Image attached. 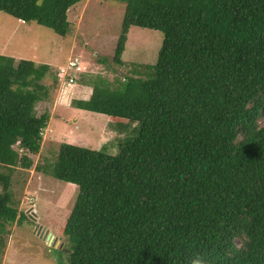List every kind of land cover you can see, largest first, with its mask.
Segmentation results:
<instances>
[{"label": "trees", "instance_id": "obj_1", "mask_svg": "<svg viewBox=\"0 0 264 264\" xmlns=\"http://www.w3.org/2000/svg\"><path fill=\"white\" fill-rule=\"evenodd\" d=\"M80 1L0 0V11L65 36ZM122 1L115 63L133 25L163 32L158 59L114 82L82 67L92 92L73 105L140 127L119 154L62 143L35 167L79 186L68 264H264V0ZM52 70L0 54V252L7 224L26 217L13 173L42 148Z\"/></svg>", "mask_w": 264, "mask_h": 264}, {"label": "rangeland", "instance_id": "obj_2", "mask_svg": "<svg viewBox=\"0 0 264 264\" xmlns=\"http://www.w3.org/2000/svg\"><path fill=\"white\" fill-rule=\"evenodd\" d=\"M63 1L39 0L50 7V3ZM79 5L77 2L74 7ZM125 10L122 0H90L85 16L82 9L79 12L74 8L71 13L70 7L71 28L65 36L36 21H24L0 11V54L48 63L53 69L42 80L49 95L37 104L38 115L49 113L42 148L37 154L29 153L34 159L32 168L17 167L13 173L15 205L26 217L7 224L9 233H3L5 246L0 252V264H68L71 247L64 227L80 189L75 183L37 171L36 165L55 161L62 143L119 154L121 146L140 127L138 121L75 107L73 100L88 98L92 85L81 83L80 78L69 85L60 72L71 59L78 58L86 79L99 76L114 82L131 72L133 62L156 63L163 32L136 25L128 33L125 65L115 63L113 57ZM0 169L3 170L1 166ZM37 226L55 236L56 243L54 240L50 244L45 234L38 233ZM237 242L240 244V240Z\"/></svg>", "mask_w": 264, "mask_h": 264}, {"label": "built area", "instance_id": "obj_3", "mask_svg": "<svg viewBox=\"0 0 264 264\" xmlns=\"http://www.w3.org/2000/svg\"><path fill=\"white\" fill-rule=\"evenodd\" d=\"M82 71L81 62L78 58H74L70 60V63L66 68L61 69V73L63 75L64 81L69 85L74 84L77 80L79 73Z\"/></svg>", "mask_w": 264, "mask_h": 264}, {"label": "crops", "instance_id": "obj_4", "mask_svg": "<svg viewBox=\"0 0 264 264\" xmlns=\"http://www.w3.org/2000/svg\"><path fill=\"white\" fill-rule=\"evenodd\" d=\"M121 1V0H120ZM89 2H90V0H82V1H80V5H79V8L78 7H74L75 5H73L72 7H71V13H72V9H76V10H78L79 12H80V10L82 9V11H81V14H83L84 16H85V13H86V10H87V6H88V4H89ZM124 2V1H123ZM79 3V2H78ZM69 12V11H68ZM69 18V17H68ZM70 21H71V19H69Z\"/></svg>", "mask_w": 264, "mask_h": 264}, {"label": "water", "instance_id": "obj_5", "mask_svg": "<svg viewBox=\"0 0 264 264\" xmlns=\"http://www.w3.org/2000/svg\"><path fill=\"white\" fill-rule=\"evenodd\" d=\"M37 230H38V233H41V234H45L44 235V237L49 241V243L50 244H53V241H54V243H56V238L54 237H52L51 238V236H52V234L51 233H49V232H44V229H42L40 226H37Z\"/></svg>", "mask_w": 264, "mask_h": 264}, {"label": "bare ground", "instance_id": "obj_6", "mask_svg": "<svg viewBox=\"0 0 264 264\" xmlns=\"http://www.w3.org/2000/svg\"><path fill=\"white\" fill-rule=\"evenodd\" d=\"M55 237V236H54ZM52 238V237H51ZM58 243V242H57Z\"/></svg>", "mask_w": 264, "mask_h": 264}]
</instances>
